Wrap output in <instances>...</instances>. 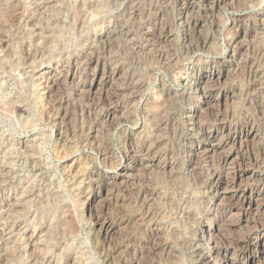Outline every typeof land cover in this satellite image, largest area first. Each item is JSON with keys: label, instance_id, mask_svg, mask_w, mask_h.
<instances>
[{"label": "rangeland", "instance_id": "obj_1", "mask_svg": "<svg viewBox=\"0 0 264 264\" xmlns=\"http://www.w3.org/2000/svg\"><path fill=\"white\" fill-rule=\"evenodd\" d=\"M8 13L15 15L10 23ZM182 16L191 22L189 29ZM0 21V223H12L0 232V264H26L32 250L38 255L36 264H122L132 258L139 264H196L187 241L195 223L186 212L207 224V209L219 201L199 190L196 175L187 174L190 147L209 130L219 138L254 124L260 139H249L246 157H256L264 170V0H0ZM237 30L245 35V49L236 58L228 57L226 43ZM162 31L172 35L169 43L155 40ZM58 61L61 80L46 95L35 78ZM206 69L220 73L219 81L209 86L211 92L224 93L213 112L190 118L195 96L185 88L193 72ZM112 70L118 74L107 85L103 78ZM68 71L74 82L64 78ZM92 80L100 83L88 89ZM77 82H84V89ZM199 123L207 126L201 136L190 129ZM56 124L63 139L58 153L53 149ZM150 143L153 152L174 162L173 170L142 167L134 172L139 182L131 185L133 190L113 191L95 201L94 209L100 202L97 210L101 207L113 222L130 219L109 243L95 238L88 206L97 170L116 173L126 150L135 144L145 149ZM104 151L110 152L112 165L102 161ZM75 157L79 163L67 173L65 164ZM246 163L242 168L250 171ZM246 178L245 184L252 183ZM146 183L157 192L150 204L138 198ZM249 221L237 234H247L253 224ZM152 227L157 230L154 241L165 249L148 252L143 245ZM31 230L34 247L24 244ZM124 236L126 244L121 242ZM258 239L264 241V232ZM238 257L264 264L256 248Z\"/></svg>", "mask_w": 264, "mask_h": 264}, {"label": "bare ground", "instance_id": "obj_2", "mask_svg": "<svg viewBox=\"0 0 264 264\" xmlns=\"http://www.w3.org/2000/svg\"><path fill=\"white\" fill-rule=\"evenodd\" d=\"M3 12L6 13L5 10H3ZM48 14H50V13H48ZM8 15H9V17H8V19L7 18L6 19L10 23V21H12V20L15 19V15L14 14H9V13L7 14V16ZM47 16H49V15H47ZM182 19H183V22H184L183 25H185L186 28L189 29L191 22L187 19L186 16H182ZM29 23H31V22H29ZM196 24L197 23H195L194 25H196ZM32 25H35V23L32 24ZM32 25H30V26H32ZM28 29H30V28H28ZM238 32H239V30L236 31V33L233 36L232 40L230 39L226 43L227 49H228V53H229V56L228 57L236 58L237 54L239 52H241V51H244V49H245V47H244V45L246 44V43H244L245 42V38H244L245 35L242 34L240 36V33H238ZM149 35H151V34H149ZM171 36L172 35L170 33H168V31H162L161 33H159V36H157V37L154 36V37L156 38L155 40H157L159 42H168V41L171 40V38H170ZM128 37H130V36H128ZM128 40H132V38L131 39H128ZM131 42H133V41H131ZM158 55H160L162 57L163 56V52H160ZM164 55H165V53H164ZM60 66L61 65L59 64V61L58 62H55V64L53 66H50V64H49L48 66L42 68L39 71V73L37 74L36 78H35L36 79V82H37V85H40L41 89L43 90L42 92L45 93L46 95H47V93L50 94V92L53 91L54 88H56L57 84L61 80V77L59 76ZM57 70H59V71H57ZM204 72L205 73H203V74L202 73L193 72L192 75H191L192 81H191L190 85H187V87L185 88V90L188 89L195 96V107H192V109L189 110V112H192V113L190 115L188 114L190 116V118L196 117V115L199 116V114L201 116V113L203 111L204 112H206V111L207 112H213L214 106L215 105H218L220 103V100L222 98V94L224 93V92L223 93L220 92V94H215V93L211 92V90L209 88V86H210V84H212V82H218L219 81V79H220V73L218 71L216 72L215 70H211V69L210 70H207L206 69V71H204ZM115 74H118V72L112 70L111 75L108 74L109 76L103 78L105 84L110 85L111 84V80L114 78V76H116ZM64 78L67 79V80H69L70 82H74V75H73V73L71 71H68L65 74ZM115 79H117V78H115ZM97 82L96 81H93V82L89 83L88 89H92V87L95 86L97 84ZM76 85H77L78 88L80 87L81 90L84 89V87H85L84 82H77ZM94 90H96V88ZM148 97L150 99L151 96H148ZM150 102L152 103L151 100H150ZM260 102H261L260 108H261L262 112H264V92H262V99H261ZM49 103H50V100H49ZM148 103H149V101H148ZM19 108L20 107H18V109ZM19 110H21V109H19ZM216 113H218V112H216ZM262 116H264V115H262ZM170 120H172V119H170ZM220 120H222V119H220ZM144 126H145V124H144ZM59 128H60L59 124H56V128H55L56 137H55V141H54V144H53L54 145L53 146V149L57 153L60 152V143H62V140H63L62 137H61L62 136L61 135L62 133H61V131H60ZM206 128H207V126L205 127V126H203L202 124L199 123L197 126L195 125V126H193V128H190V129L193 132L194 131H197V133H198L197 135L199 136V133H200V136H201V135H203L205 133L204 130ZM260 134H261V132L258 130V128L255 127L254 124L245 125V126L244 125L243 126L241 125V127L239 126V129L236 130V131H234V132H230L228 130L225 133H221V136L219 138H218V135L219 134L217 133V131H215V130H209L208 131V134L204 136L205 139L203 137L202 140L197 141L196 144L194 146L190 147V149H189L190 150L189 151V155L187 156L186 162H185L186 163V171H187V174H190V175L191 174H194V175H196L200 179V180H197V181H199L197 183V184H199L198 185L199 190L202 191V192H205V193L210 194L211 195V200H213V201L218 200L219 201V203L217 204V206H215L214 208H212L211 205H210L211 207L208 206L209 208L207 209V212H206L208 214V217H209V218H207V224L204 223L200 219V217H197L196 215H194V213L192 214L191 212H186L187 218L191 219L195 223L194 225H191L190 226V231H191L190 232V235L191 236L190 237H187V241H189V249H190V252L195 256V262H196V264H250L251 262L252 263L254 262V260H253L252 257H251L252 259L250 258V260H248V262H244V261H242L241 257L236 258V256H248V255L251 254V252H254V248H256L257 250L261 251V253L264 255V241H260V239H258V236L262 232H264V170L261 169L260 164H259L260 163L259 160L256 157H254V156L253 157L249 156L251 159L248 158V156L246 157L247 151H245L246 150L245 148L248 146V142H250L249 139H254V140L256 139L257 140L259 138ZM92 136H94V135H92ZM129 141H130V139H129ZM18 146H20V145H18ZM136 146L137 145L135 144V147L134 146H131L128 150H126V151L124 150L125 153H124V155L122 154L123 155V159L118 160L119 162L116 163V165L118 167V170L116 171V173L109 174V173H106L103 170L99 169V170H97L98 173L95 175V178H96V181H97V186L92 191V198H91V200L89 202L90 204L88 203L89 204L88 211H89V214H90V216L92 218V224L90 226V231H91L92 235H94L95 238H98V239H100V240H102L104 242L105 241H108V243H109V240L113 239V236L115 234L117 235V233L119 231L120 232L121 231L123 232L122 229L125 228L126 224L128 223V221L130 219L129 220L123 219V221L120 220L119 222H117V221L116 222H113L112 220H110L106 216L105 213H102L101 211H99V210H101V207H100L99 210H97L98 209V206L100 205V202H99V205L97 204L98 202H96V204L98 206H97V209H94L95 201L101 199L102 196H103V198L110 196V194H113V191H119L120 192V191H123V190H126L127 191L128 189L129 190L130 189L133 190V188L131 187V185L135 184L138 181V179H136V175H135L134 172L135 171H138L142 167L143 168L144 167L146 168V167H149V166H154V167L159 168L162 171H166V170H169L170 171V169L173 170L172 168H173L174 162L171 159L166 158V156L163 157L162 155L157 154V152H153V150L155 148V146H154L153 143H150L145 149L138 148ZM24 147H26V146H24ZM101 153H102V161L105 164L110 163L112 165V163L114 162V160L112 162V159L108 155L110 152L104 151V152H101ZM249 154H247V155H249ZM84 156H85V158L88 159V155L86 153H85ZM4 157L5 156H3V158ZM214 159H216V164H217L216 166L213 164ZM78 160H80V159H77L75 157V159H73L70 163L65 164L66 167H67V169H66L67 173H69L71 170H73L72 168L76 167V164L79 163ZM89 160H90V158H89ZM245 163L248 164L249 166H251L250 171L247 170V169H245L246 166L244 168H242L244 166L243 164H245ZM199 165H200V168H199L200 170H197ZM142 170H144V169H142ZM162 171H160V172H162ZM38 174H40V173H38ZM146 174H148V173H146V171H145V176H146ZM190 175H189V177H190ZM191 178H192V175H191ZM244 178H246L245 180L249 179L252 183L245 184L243 182V179ZM149 179H150V177H149ZM194 180H192V181H194ZM260 181H261V185L260 186L254 185L255 182L259 183ZM0 182H1V180H0ZM90 182H92V181H90ZM143 182H145V181H143ZM152 186H153V183H152ZM14 188H15V186H14ZM82 190H84V189H82ZM29 192H30V194L33 193L31 190ZM47 192H48V189L47 188L46 189H43L41 191L42 198L44 197V195H47ZM156 193L157 192L153 188H151V184L150 183H146V185L144 186L143 191L142 192L140 191V195H138V198H139V200L141 199V201L143 202V204H150V201H153V199L156 197ZM159 193L160 192H158V194ZM83 196H84V194H83ZM177 199H179V198H177ZM16 200H18V199H16ZM106 201H108V199ZM122 201H124V200H122ZM222 202H226L225 205H223ZM10 207H12V206H10ZM5 209H6V207H5ZM144 209H145V207H144ZM146 209H147V207H146ZM8 211H9V209H8ZM200 212H201V210H200ZM0 213H2V210H1ZM7 216H10V215H7ZM87 216H88V214H87ZM126 218H128V217H126ZM250 219L252 220V223L253 224H252V226H250L248 228L247 234L242 235V236H240L239 234H237L240 231V229L242 228V224L244 223L246 225V223H248V222L250 223V221H249ZM11 225H12V223H10V221L1 222L0 223V226H1L0 227V232L2 233L4 231H6V229L10 228ZM199 230H201L203 232V236H201V237H198ZM31 232H32V230H31ZM228 232L229 233H232L233 237H232V235L230 236L228 234ZM20 233H22V232H20ZM156 235H157V230L153 228L151 230V232H150V235H149L150 236V239L148 241L143 240L144 241V244L143 245H146V246L148 245L146 247L148 249L145 248L148 252L158 251L159 248L165 249V246L163 248V247L159 246L160 244L158 245L154 241V240L157 239V238L155 239V236ZM24 236H25L24 237V241H25L24 244L26 246H29V247H31V246L34 247V244H33L32 241L34 240L35 230H33V232L30 233L29 235H27V236L24 235ZM36 236H38V235H36ZM4 237H5V235H4ZM124 238H125V236H124ZM146 238H147V235H146ZM183 238H184V236H183ZM14 241H15V239H14ZM121 242L122 243H124V242H127L128 243V239L127 238H125L123 240L121 239ZM124 244H126V243H124ZM167 249H169V248H167ZM116 251H117V249H116ZM134 253H136V251ZM36 254L33 252V250L30 251L29 254L27 255V257L24 258V263L29 264L30 263L29 260H31V262H33L32 264H36V261L38 260V259L36 260V257L38 256ZM120 254H121V251H120ZM230 256H233V258L230 257ZM132 259H133V261H130L129 263H126V262H123L122 261L123 262L122 264H139L138 263L139 260L137 261L134 258H132ZM244 259H246V258H244ZM104 260L108 261V259H104ZM44 261H45V259H44ZM258 263H259V261H258ZM48 264H49V261H48Z\"/></svg>", "mask_w": 264, "mask_h": 264}]
</instances>
